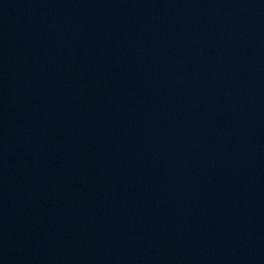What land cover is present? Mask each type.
Masks as SVG:
<instances>
[{
    "label": "water",
    "instance_id": "1",
    "mask_svg": "<svg viewBox=\"0 0 264 264\" xmlns=\"http://www.w3.org/2000/svg\"><path fill=\"white\" fill-rule=\"evenodd\" d=\"M0 264H264V0H0Z\"/></svg>",
    "mask_w": 264,
    "mask_h": 264
}]
</instances>
